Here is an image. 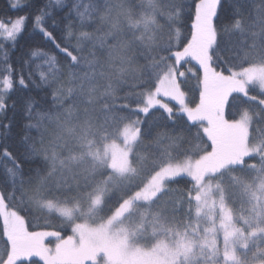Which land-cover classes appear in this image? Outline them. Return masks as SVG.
Segmentation results:
<instances>
[{
	"label": "snow or ice",
	"instance_id": "snow-or-ice-1",
	"mask_svg": "<svg viewBox=\"0 0 264 264\" xmlns=\"http://www.w3.org/2000/svg\"><path fill=\"white\" fill-rule=\"evenodd\" d=\"M52 2L67 9L61 20L51 2L31 17L51 47L29 46L18 67L4 52L0 264L32 257L43 264H135L133 257L144 264H264V0ZM28 19L0 21V36L15 47ZM105 27L107 60L95 50L85 55ZM85 66L91 71L82 73ZM189 76L200 85L195 106L186 99ZM14 86L45 92L43 103L21 98L25 123L15 146L12 121L4 122ZM235 100L258 110L245 107L228 119ZM184 116L201 143L182 151L188 141L175 125ZM169 123L172 134L153 132ZM181 176L189 187L173 186ZM53 191L61 201L48 198ZM34 209L57 211L72 235L29 231ZM46 237L55 238L54 249Z\"/></svg>",
	"mask_w": 264,
	"mask_h": 264
},
{
	"label": "trees",
	"instance_id": "trees-1",
	"mask_svg": "<svg viewBox=\"0 0 264 264\" xmlns=\"http://www.w3.org/2000/svg\"><path fill=\"white\" fill-rule=\"evenodd\" d=\"M50 2L52 3V7L50 10L53 12L54 17L57 20H61L67 9L56 6L54 2H52V0H23L22 2L23 6H20L16 9H13L10 6V0H0V21L7 22L9 19L14 20L19 16L29 17V19L26 21L24 34L22 38L19 40V43L15 47L12 46L10 41H7L3 38V36H0V45H3V48H0V77H2V75L4 74L3 70L5 68V63H4L5 51L8 52L11 64L13 66L18 67L20 58L24 56L29 46L39 45L42 49H47L51 47L50 44L44 43V41L41 39V36L38 33L33 31L32 20H31V17L34 14H36L37 10L40 7L49 4ZM185 2L190 3L191 0H185ZM241 2H244V0H241ZM66 3L70 5L72 3V0H66ZM228 11L230 12V9ZM48 23L50 24L51 20H49ZM74 23L76 22L74 21ZM77 26L79 27L78 24ZM98 27H100L99 24L86 27L82 30L94 31L95 28ZM190 27H191V20H187L186 26L182 29L184 35L189 34ZM106 31L107 28L105 27L104 31L96 33V39L92 43H86L85 55H87V51L95 50L97 52V56H99L102 61L107 60V49H101L100 47L101 39L104 37V33ZM93 44H95V49H93ZM39 63L40 61L36 60L33 65V69H35V64H39ZM138 63L143 64L144 61L140 60L138 61ZM83 71L90 72L91 69L85 66L82 69V73ZM184 87L188 93L186 98L187 103L190 106H195V104L199 102L200 85L198 80L194 76H189L187 78ZM126 90L127 88L125 87L124 91ZM124 91H121L118 88L115 94L116 96H123ZM253 94L256 93L253 92ZM28 95L35 97L37 101H41V103H43L42 98L44 97L45 92L35 88L31 90L22 91L18 88V86H14V90H12L10 93V99L8 100L9 108L6 113V118H4V122L7 123L9 120L12 121V130H11L12 139L10 143L13 144V146H15L19 142L20 136L23 134V124L25 123V121L22 118L20 101L23 96H28ZM13 101L16 102L15 108L11 107ZM245 107L252 108L253 111L258 110V106L256 105H252L250 103L245 104L242 102V100H235L232 101V106L226 109L225 112L226 118L228 119L238 118L236 113ZM159 117H160V112L157 111L153 116L148 117V119L150 122H152L158 120ZM141 118H143V116ZM173 128L174 126L171 123L168 124L166 129L163 126L158 125L153 128V132L155 133V132L167 131L169 134H172ZM195 132H196V128L191 127V122H188L186 120V116L178 117L175 125V135L182 136L186 141H188V143L182 145L181 147L182 151L184 149H191L196 144L201 143L200 140L194 138ZM30 134L35 136L36 135L35 130H32ZM204 140L206 141V137L204 138ZM177 185L180 187H189L190 178L185 176H181L177 178V183L174 184L173 186H177ZM48 198L52 199L54 202L61 201L62 199L61 195L55 191H53L51 196H49ZM27 226L29 231H59L64 238L72 234L70 222L68 220H65L64 218L59 217L57 214L50 213L44 209L43 210L34 209L33 213L27 218ZM2 227H3V221L2 218H0V232H2ZM5 240L6 238L0 235V247H3ZM53 241H56L55 238L49 239L47 242L51 244ZM25 264H43V262L37 257H32L29 261L25 262Z\"/></svg>",
	"mask_w": 264,
	"mask_h": 264
},
{
	"label": "rangeland",
	"instance_id": "rangeland-1",
	"mask_svg": "<svg viewBox=\"0 0 264 264\" xmlns=\"http://www.w3.org/2000/svg\"><path fill=\"white\" fill-rule=\"evenodd\" d=\"M22 2H23V0H22ZM194 65H195V61H193L192 64H191V65H188V66H194ZM186 67H187V66H186ZM172 103L174 104V102H172ZM116 142H117L118 144L121 143L120 140H117ZM121 146H122V144H121ZM185 177H186V176H185ZM261 195H262V198H264V194H261ZM53 202H54V201H53ZM54 203H56V202H54ZM61 206H63V205H61ZM44 210H46V211H48V212H50V213L57 214L59 217L64 218V217H62V216H61L57 211H55V210H51V211H49V210H47V209H44ZM64 219L67 220L66 218H64ZM76 222H81V221L78 220V221H76ZM87 222H88V223H92V221H87ZM218 223H219V212L217 213V225H218ZM205 226H206V222L202 221L201 224H200L201 234H203V228H204ZM71 235H72V234H71ZM222 236H223L222 232H220L219 228L217 227V238L222 240ZM66 238H67V237H66ZM66 238H65V239H66ZM49 239H53V237H46L45 240H44V243H45L46 246H48V247L54 249L55 244L57 243V241H53V242L50 244V243L47 242ZM197 239H199V237H197ZM46 242H47V243H46ZM37 258L40 259L39 257H37ZM132 260L135 262V264H144V262H143V258H142V257H133ZM42 262H43V261H42Z\"/></svg>",
	"mask_w": 264,
	"mask_h": 264
}]
</instances>
